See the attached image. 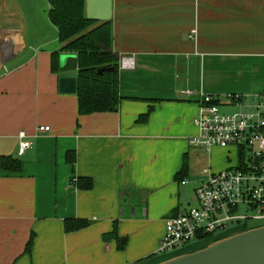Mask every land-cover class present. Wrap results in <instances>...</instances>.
Returning a JSON list of instances; mask_svg holds the SVG:
<instances>
[{
	"label": "crops",
	"instance_id": "0c3cea01",
	"mask_svg": "<svg viewBox=\"0 0 264 264\" xmlns=\"http://www.w3.org/2000/svg\"><path fill=\"white\" fill-rule=\"evenodd\" d=\"M48 8L46 0H0V48L8 50L0 51V155L21 163L19 171L0 170V264L167 260L173 256H156L158 240L165 218L187 207L179 185L190 183L174 175L186 154L188 179L189 148L201 150L187 142L199 106L182 91L221 99L264 91V0H112V49L130 60L118 69L117 110L86 115L76 94L58 87L76 72L50 70ZM39 125L50 129L38 132ZM20 131L32 141L21 155ZM225 150L217 170L236 161ZM78 177L91 186L76 187ZM67 218L88 225L67 232ZM113 230L124 248L103 239Z\"/></svg>",
	"mask_w": 264,
	"mask_h": 264
},
{
	"label": "built area",
	"instance_id": "2783aa9c",
	"mask_svg": "<svg viewBox=\"0 0 264 264\" xmlns=\"http://www.w3.org/2000/svg\"><path fill=\"white\" fill-rule=\"evenodd\" d=\"M0 51L8 53L2 48ZM5 58L6 55L2 59ZM129 60L125 56L120 58L119 68L127 66ZM182 94L196 97L199 106L194 120L197 133L188 138V145L206 153L213 147L232 148L236 161L223 169L212 170L208 166L203 170L205 175L194 189L195 205L165 218L156 253L185 247L194 240H208L226 230L231 233L244 230L247 222L257 223L249 228L264 225V91L251 98L230 94L224 99L193 89L183 90ZM229 107L238 110L222 109ZM49 129L48 125L36 127L38 132ZM18 137L21 155L31 147L32 141L24 131ZM180 182L188 180L184 178Z\"/></svg>",
	"mask_w": 264,
	"mask_h": 264
},
{
	"label": "trees",
	"instance_id": "16d2710c",
	"mask_svg": "<svg viewBox=\"0 0 264 264\" xmlns=\"http://www.w3.org/2000/svg\"><path fill=\"white\" fill-rule=\"evenodd\" d=\"M49 4L48 18L57 30L60 43L58 50L50 53V70L58 72V61L61 52L74 53L77 60L76 90L77 112L79 115L94 112L116 111L120 101L118 94L119 55L112 49L111 20L97 21L86 18L85 0H46ZM100 67H113L98 73ZM149 112L142 116L146 119ZM75 153L68 151L66 160L72 164ZM20 160L11 156L0 155V170L19 171ZM187 172V156L183 155L180 169L174 179L181 181ZM90 178L78 177L75 186L88 189ZM88 225L82 218H67L64 220L65 231H74ZM115 237L117 248L125 246V237H118L115 230L103 235L106 240ZM31 238L27 241L24 254L30 253Z\"/></svg>",
	"mask_w": 264,
	"mask_h": 264
},
{
	"label": "water",
	"instance_id": "95a60500",
	"mask_svg": "<svg viewBox=\"0 0 264 264\" xmlns=\"http://www.w3.org/2000/svg\"><path fill=\"white\" fill-rule=\"evenodd\" d=\"M85 15L91 20H110L112 0H85ZM76 67V55L60 54L59 72L63 73ZM113 69V67H100L97 72L102 73ZM58 87L61 93H74L76 79L61 76ZM158 264H264V225L246 228L217 238L200 248L173 256Z\"/></svg>",
	"mask_w": 264,
	"mask_h": 264
},
{
	"label": "rangeland",
	"instance_id": "374dc122",
	"mask_svg": "<svg viewBox=\"0 0 264 264\" xmlns=\"http://www.w3.org/2000/svg\"><path fill=\"white\" fill-rule=\"evenodd\" d=\"M45 2V1H44ZM43 14L45 17H47V5L46 3H44L43 6ZM48 31L44 34L45 40L48 41V43H46L45 49H53V51L57 50V48L59 47V42L57 40V34H56V30L52 27V25H49L48 27ZM75 69H71L66 71V74H73L75 73ZM223 111H227V112H232V111H237L238 107H229V108H222ZM196 149V148H195ZM194 147H190L189 148V168H190V173L188 175V179L190 181L189 185L186 186H180V190L181 192V202L183 206H192L195 205V196L194 193L192 191V185L195 186L196 183L199 181V179H201L205 174L203 173V170L205 168H207L208 166L211 167L212 170H217L218 168H220L221 164H223V160L225 158V154H226V150L223 148H218V147H214L212 148L211 152L209 153V155L207 153H203L201 150H195ZM235 158V150L232 149L230 152V162L233 163L234 158ZM195 182V183H194ZM253 225H257L256 222H247V228H249V226H253ZM236 232V231H235ZM231 232H227L224 231L223 233H217V234H213L208 240H204V241H191L189 242L187 245H185V247H177L175 249H171V250H167L165 252H160V253H156V256H163V257H171V256H175L177 254H182L183 250H190V249H196L199 247H202V245H206L209 242H211V239L215 238V237H223L226 234H230ZM159 241V240H158ZM203 245V246H204Z\"/></svg>",
	"mask_w": 264,
	"mask_h": 264
}]
</instances>
